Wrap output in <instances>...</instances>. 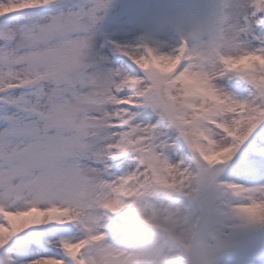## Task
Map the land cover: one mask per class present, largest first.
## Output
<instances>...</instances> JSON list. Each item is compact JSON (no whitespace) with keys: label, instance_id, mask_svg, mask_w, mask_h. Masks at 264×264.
<instances>
[{"label":"snow or ice","instance_id":"1","mask_svg":"<svg viewBox=\"0 0 264 264\" xmlns=\"http://www.w3.org/2000/svg\"><path fill=\"white\" fill-rule=\"evenodd\" d=\"M110 3L0 0V264L112 260L99 221L125 208L184 210L200 264L264 229V0H220L170 48L98 46ZM225 28L209 70L192 45Z\"/></svg>","mask_w":264,"mask_h":264},{"label":"clouds","instance_id":"2","mask_svg":"<svg viewBox=\"0 0 264 264\" xmlns=\"http://www.w3.org/2000/svg\"><path fill=\"white\" fill-rule=\"evenodd\" d=\"M176 28L179 32H192L201 25L191 13L177 11ZM216 17L209 23H215ZM234 51L230 29H221L208 40L194 43L190 56L211 70L220 52ZM148 223L137 219L132 240L116 250L112 260L102 257L99 264H200L204 252L203 225L181 208L168 212H149Z\"/></svg>","mask_w":264,"mask_h":264},{"label":"rangeland","instance_id":"3","mask_svg":"<svg viewBox=\"0 0 264 264\" xmlns=\"http://www.w3.org/2000/svg\"><path fill=\"white\" fill-rule=\"evenodd\" d=\"M180 10L191 13L203 25L217 16L220 0H111L98 24L97 44H102L105 36L118 41H132L147 36L161 43V38L169 37L167 46L173 47L176 44L175 36L180 33L175 26L176 13ZM123 210L128 218L137 221L134 208ZM131 230L135 233L136 227ZM99 232L104 236L105 245L115 250L122 249L134 237L129 236L123 242L111 241L104 230ZM223 259L225 264H264V229L253 233L240 248L225 252L217 263Z\"/></svg>","mask_w":264,"mask_h":264},{"label":"bare ground","instance_id":"4","mask_svg":"<svg viewBox=\"0 0 264 264\" xmlns=\"http://www.w3.org/2000/svg\"><path fill=\"white\" fill-rule=\"evenodd\" d=\"M160 41H162L163 44L167 45V44L169 43V37H166V38H164V39L161 38ZM118 225H119V224L116 222V223L114 224V227H116V226H118ZM105 226H106V225H105V220H100V221H99V227H98V230H99V231L102 230V228H104ZM104 244H106V243L104 242Z\"/></svg>","mask_w":264,"mask_h":264}]
</instances>
